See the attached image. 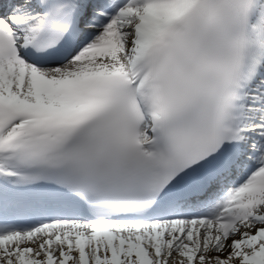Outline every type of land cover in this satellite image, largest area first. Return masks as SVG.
Listing matches in <instances>:
<instances>
[{
    "label": "snow or ice",
    "instance_id": "obj_1",
    "mask_svg": "<svg viewBox=\"0 0 264 264\" xmlns=\"http://www.w3.org/2000/svg\"><path fill=\"white\" fill-rule=\"evenodd\" d=\"M0 264H264V0H0Z\"/></svg>",
    "mask_w": 264,
    "mask_h": 264
}]
</instances>
